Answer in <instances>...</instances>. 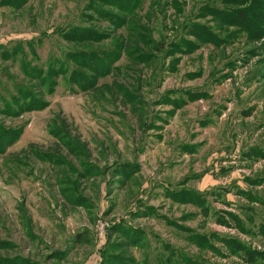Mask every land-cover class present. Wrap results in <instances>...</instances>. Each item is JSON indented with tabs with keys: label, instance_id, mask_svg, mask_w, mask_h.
<instances>
[{
	"label": "rangeland",
	"instance_id": "1",
	"mask_svg": "<svg viewBox=\"0 0 264 264\" xmlns=\"http://www.w3.org/2000/svg\"><path fill=\"white\" fill-rule=\"evenodd\" d=\"M0 264H264V0H0Z\"/></svg>",
	"mask_w": 264,
	"mask_h": 264
}]
</instances>
